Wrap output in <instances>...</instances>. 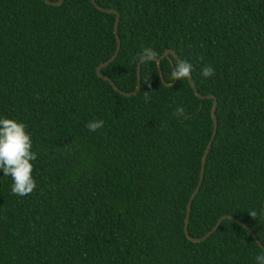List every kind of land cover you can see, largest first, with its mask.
Instances as JSON below:
<instances>
[{"label": "trees", "instance_id": "1", "mask_svg": "<svg viewBox=\"0 0 264 264\" xmlns=\"http://www.w3.org/2000/svg\"><path fill=\"white\" fill-rule=\"evenodd\" d=\"M95 2L120 17L119 53L101 72L122 91L136 88L133 57L150 47L192 63L197 90L216 100L189 234L227 214L264 246V0ZM115 18L91 0H0V118L27 124L37 154L30 195L0 170V264H257L262 249L232 219L186 237L213 100L171 82L172 55L165 82L156 62L141 65L134 95L100 78ZM95 120L104 125L90 132Z\"/></svg>", "mask_w": 264, "mask_h": 264}, {"label": "clouds", "instance_id": "2", "mask_svg": "<svg viewBox=\"0 0 264 264\" xmlns=\"http://www.w3.org/2000/svg\"><path fill=\"white\" fill-rule=\"evenodd\" d=\"M158 54L153 48L142 47L140 53L133 57V62H145L155 59ZM193 64L186 60H176L171 65V82L176 80H187L191 78ZM215 69L211 65L202 68V77L213 76ZM171 86V85H170ZM150 100V96L145 93V101ZM175 115L185 117L186 113L182 107L176 109ZM103 120L90 121L86 128L94 132L102 128ZM37 154L32 150V136L28 131V125L23 121L14 118H0V170L4 176L12 178L11 192L16 195L26 196L36 189V180L32 176ZM249 214L252 218H257V211L251 210ZM257 264H264V248L255 257Z\"/></svg>", "mask_w": 264, "mask_h": 264}, {"label": "water", "instance_id": "3", "mask_svg": "<svg viewBox=\"0 0 264 264\" xmlns=\"http://www.w3.org/2000/svg\"><path fill=\"white\" fill-rule=\"evenodd\" d=\"M45 3H47L48 5H51V6H60L64 0H58L57 2H50L49 0H44ZM92 4L98 9V10H101L102 12L104 13H108V14H115L116 15V18H115V24H114V34H115V37H116V49H115V52L114 54L112 55V57L106 61L105 63L99 65L97 68H96V73L97 75L100 77V78H103L107 81L110 82V84L113 86V88L119 92L120 94L122 95H126V96H129V95H134L136 94L139 89H140V84H141V73H140V70H141V65L144 63V62H139L138 65H137V85H136V88L132 91V92H125V91H122L116 84L115 82L109 78L108 76L102 74L101 70L105 67H107L110 63H112L115 58L117 57L118 53H119V50H120V38L118 36V24H119V20H120V17H119V14L114 11V10H108V9H103L101 7H99L95 0H91ZM170 55H172V57L175 59V60H179L177 55L174 54L171 50H167L164 52V54L161 56V57H156L155 59H152V60H148V61H154L156 62L157 64V68L159 70V74H160V77H161V80L162 82H165L163 76H162V73H161V70H160V63H161V60L164 59V58H167V59H170ZM171 61V60H170ZM146 62V61H145ZM189 81V84L192 88V90L194 91V93L199 97V98H211L213 101H212V106H211V110H210V116H211V120H212V131H211V134H210V137L205 145V149H204V152L202 154V158H201V168H200V175H199V179H198V182H197V185L194 189V191L192 192L189 200H188V204H187V208H186V214H185V221H184V232H185V235L186 237L193 241V242H200V241H203L205 240V238L211 234L213 231H215V229L218 227V225L220 224V222L225 219V218H228V219H232L234 220L237 224H239L240 226H242L243 228H245L248 233L251 235L252 239L254 240V242L262 249L264 248V246L259 242V240L257 239V237L254 235V233L252 232V230L247 226L245 225L242 221L238 220V219H235L233 216L231 215H227V214H224V215H221L219 216V218L216 220V222L213 224V226L207 230L205 232L204 235L200 236V237H193L189 234L188 232V223H189V216H190V210H191V204H192V201L194 199V197L196 196L200 186H201V183H202V180H203V176H204V169H205V158H206V154L208 152V149L210 147V144H211V141L213 139V136H214V133H215V129H216V119H215V115H214V110H215V105H216V100L215 98L211 95V94H206V95H202L199 93V91L197 90L194 82L192 81L191 78L188 79ZM168 85H171L172 83H167Z\"/></svg>", "mask_w": 264, "mask_h": 264}]
</instances>
